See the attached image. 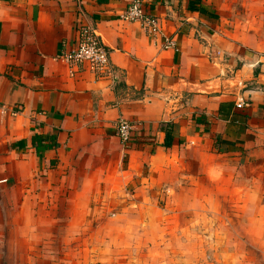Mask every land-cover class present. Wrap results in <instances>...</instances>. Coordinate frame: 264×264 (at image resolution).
<instances>
[{"label": "crops", "instance_id": "obj_1", "mask_svg": "<svg viewBox=\"0 0 264 264\" xmlns=\"http://www.w3.org/2000/svg\"><path fill=\"white\" fill-rule=\"evenodd\" d=\"M130 1L0 0V264H88L54 240L60 224L72 233L75 210L101 202L98 193L144 196L152 172L170 164L234 167L264 154V29L237 44L210 29L203 0H141L173 41L165 49L118 19ZM81 27L108 49L109 77L57 60ZM117 119L134 126L124 145ZM32 136H53L57 147L37 156Z\"/></svg>", "mask_w": 264, "mask_h": 264}, {"label": "rangeland", "instance_id": "obj_2", "mask_svg": "<svg viewBox=\"0 0 264 264\" xmlns=\"http://www.w3.org/2000/svg\"><path fill=\"white\" fill-rule=\"evenodd\" d=\"M203 2L210 29L222 39H260L264 0ZM150 179L155 187L144 196L123 192L119 202L98 193L101 202L75 210L72 233L57 227L54 246L76 251L73 260L88 264H264V154L234 167L181 161ZM127 194L145 202L131 206ZM85 250L96 256L84 257Z\"/></svg>", "mask_w": 264, "mask_h": 264}, {"label": "built area", "instance_id": "obj_3", "mask_svg": "<svg viewBox=\"0 0 264 264\" xmlns=\"http://www.w3.org/2000/svg\"><path fill=\"white\" fill-rule=\"evenodd\" d=\"M145 10L144 2L141 0H131L118 15V19L123 23L138 24L152 38L160 37L164 44L163 48L173 47V41L170 38H163L161 36L157 20L147 15ZM57 60L71 70L88 72L95 79L107 78L111 74L108 49L102 43L99 36L93 30L86 27L78 29L74 47L68 51L61 52L57 56ZM232 103L235 109H242L247 106L246 100L243 99L238 90L234 94ZM133 127L127 120H116L114 134L121 144L124 145L132 139L134 134Z\"/></svg>", "mask_w": 264, "mask_h": 264}, {"label": "trees", "instance_id": "obj_4", "mask_svg": "<svg viewBox=\"0 0 264 264\" xmlns=\"http://www.w3.org/2000/svg\"><path fill=\"white\" fill-rule=\"evenodd\" d=\"M167 127V126H165ZM171 145V136L167 129L164 130V139L161 148L166 149ZM31 147H33L35 154L38 156L43 152L54 149L57 147L55 139L53 136L45 137V136H32L31 137Z\"/></svg>", "mask_w": 264, "mask_h": 264}]
</instances>
